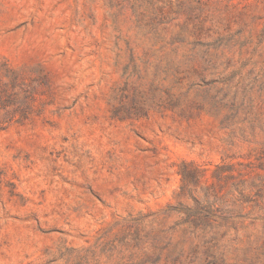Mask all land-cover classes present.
I'll return each instance as SVG.
<instances>
[{"label": "rangeland", "instance_id": "rangeland-1", "mask_svg": "<svg viewBox=\"0 0 264 264\" xmlns=\"http://www.w3.org/2000/svg\"><path fill=\"white\" fill-rule=\"evenodd\" d=\"M132 4L0 0V66L52 86L0 130V264H264V49L227 0H163L155 22ZM192 197L218 210L206 233L177 212Z\"/></svg>", "mask_w": 264, "mask_h": 264}, {"label": "trees", "instance_id": "trees-1", "mask_svg": "<svg viewBox=\"0 0 264 264\" xmlns=\"http://www.w3.org/2000/svg\"><path fill=\"white\" fill-rule=\"evenodd\" d=\"M128 1V0H127ZM130 1V0H129ZM132 9L136 12L140 9H144L154 16L151 21L155 22L158 16L164 14V7H160L163 0H147L148 6L144 7L143 4L137 5L139 0H133ZM179 4V8L185 10V12H191L195 7L193 3L201 5V0H176ZM228 9L236 10L238 19L234 23H229L228 27L232 24L240 26L237 30L238 35H242L245 31H249V37L241 42V46L245 47L248 44L255 43V50L264 49V0H246L244 5L234 4L232 0H227ZM167 5H171L168 3ZM238 9V10H237ZM203 20L197 21L194 25L195 32L202 34ZM233 39V37L230 36ZM240 42V39H239ZM255 80H258L257 78ZM264 90V83L261 86ZM52 92L51 82L49 75L42 67H36L33 69H14L8 64H2L0 66V130H4L13 124H25L32 121L36 116H42L44 114V105L49 104L50 94ZM227 96L220 101L214 100L216 104H221L226 100ZM254 125V123H253ZM223 169L219 170L222 171ZM221 173V172H218ZM180 174L182 176L183 185L181 187L180 196H186L189 194L192 196L194 190L193 186L198 185V180L201 178V172L198 168L194 167L191 163L182 164ZM6 179V173L4 169L0 167V182ZM10 187L12 183H7ZM244 183L242 182L237 188L239 190L240 199L243 207L251 202L258 201V199H249L250 195L246 194ZM243 188V189H241ZM262 190L256 194L257 198H263L260 194ZM208 194V193H207ZM208 196V195H207ZM195 206L184 207L181 205L177 210L179 213H183L186 217L184 223L190 225L195 231H202L206 233L208 229L213 227L214 218L217 216V208L215 203L208 201L199 202L192 197ZM264 211V208L261 207ZM175 210V209H174Z\"/></svg>", "mask_w": 264, "mask_h": 264}]
</instances>
